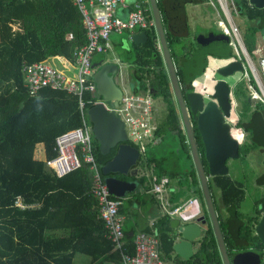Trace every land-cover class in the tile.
Masks as SVG:
<instances>
[{"label": "trees", "instance_id": "1", "mask_svg": "<svg viewBox=\"0 0 264 264\" xmlns=\"http://www.w3.org/2000/svg\"><path fill=\"white\" fill-rule=\"evenodd\" d=\"M156 1L173 62L186 55L189 59L194 58V53L200 50L196 43L188 54L179 55L178 47L189 35L185 5L203 0ZM240 1L235 5L237 14L245 21L244 45L248 54L254 55L258 40L264 37V9L257 10L246 0ZM147 6L152 21L149 2ZM145 31L146 42L130 43L128 50L131 60L126 63L134 69L130 90L138 94L150 89L165 106V115L154 132V138L159 141L147 145L146 161L149 168L153 166L158 178L167 177L170 182H177V192L185 187L189 195L201 199L191 164L181 173H167L162 169L169 136L177 142L184 160L190 161L154 25ZM208 32L223 35L211 29ZM85 43L81 16L72 0H0V264H74L76 255L88 257L91 264L97 260L100 264L119 262L118 254L105 238L103 225L97 218V201L89 193L91 173L88 165L82 163L79 169L58 178L45 164L56 155V137L81 127L77 97L51 89L30 96L21 73L23 63L41 62L52 56H60L72 63L74 50ZM206 43L211 44V41ZM208 48L203 49V65L207 52L216 58L231 55L227 44L219 40ZM262 53L264 56L263 49ZM176 71L179 83L186 82L185 72L178 67ZM252 83L254 85L253 79ZM233 94L241 106L236 127H242L248 133L247 142L239 148L237 160L241 161L240 171L245 181L235 180L227 174L208 178L207 186L221 229L226 231V239L230 246L240 249L244 242H259L253 226L264 213V197L254 199L255 216L247 217L241 211L250 189L246 187L251 177L247 156L254 151L264 156V105L250 101L243 82L234 88ZM96 98L94 94H84L86 103ZM39 144L44 160L35 156ZM92 146L101 172L115 149L102 155L94 137ZM202 164L207 176L203 157ZM129 180L138 187H144L146 183L143 177H130ZM256 184L264 186V172L256 178ZM135 191L124 199L119 208L120 215L125 214L132 199L140 196L138 188ZM214 195L218 196L220 205L215 202ZM176 198L175 194L173 201ZM18 202L23 208L17 205ZM169 219L162 217L153 227L159 233L165 255L171 252L172 244ZM123 232L126 252L132 253V237L125 228ZM143 232L150 233V229ZM198 242L189 264H222L210 223Z\"/></svg>", "mask_w": 264, "mask_h": 264}, {"label": "built area", "instance_id": "2", "mask_svg": "<svg viewBox=\"0 0 264 264\" xmlns=\"http://www.w3.org/2000/svg\"><path fill=\"white\" fill-rule=\"evenodd\" d=\"M213 5L212 0H208ZM224 17V21L217 23L221 33L227 38V45L233 51L236 59L246 62L252 74L244 70L243 82L250 101H258L264 105V90L255 69L247 61V50L239 29L229 20V10L236 9L231 0H215ZM148 0H135L129 8L126 0H72V4L80 13L82 26L86 36V43L73 52L74 62L71 75L60 71L53 64V60L60 56H52L47 60L33 63H23L24 87L30 96H37L44 89L65 91L78 100V111L81 118V127L66 131L55 139L56 155L46 160V167L58 178L79 169L82 163L88 165L91 173L90 195L97 201V218L103 225L105 238L109 241L113 251L119 257V264H174L171 260L162 257L160 251L159 233L154 230L151 233L138 232L133 235V252H126L123 217L119 214L122 198H116L109 194L102 174L93 154V134L88 122L87 109L89 105L99 102L96 95V85L93 80L92 58L97 53H107L111 49V33L132 32L146 30L153 25L149 18ZM126 10L124 14L118 11ZM71 37V36H70ZM264 39V37H263ZM263 49V48H262ZM261 49V50H262ZM61 59V58H60ZM264 73V60L260 62ZM254 81V85L252 83ZM216 80L213 79V82ZM229 91L233 101V111L240 119L241 106L232 96V88ZM91 93L97 96L94 101H84V94ZM205 94V93H203ZM108 111L118 115L123 123V129L128 143L135 147L140 154L138 167L145 165V153L149 143H155L153 132L155 126L152 123L153 100L148 94L126 95L123 92L119 103L113 105L104 104ZM143 158V160H142ZM146 170V169H145ZM140 177L148 179L149 189L159 206L162 216L177 218L180 222H188L204 214L199 199L191 197L183 201L179 206L173 207L169 196L173 191L170 188V180L166 177L157 178L149 172ZM21 208V203H17Z\"/></svg>", "mask_w": 264, "mask_h": 264}, {"label": "water", "instance_id": "3", "mask_svg": "<svg viewBox=\"0 0 264 264\" xmlns=\"http://www.w3.org/2000/svg\"><path fill=\"white\" fill-rule=\"evenodd\" d=\"M246 1L254 9H264V0ZM148 2L170 88L184 126L191 165L201 193L203 207L208 216L207 218L205 214H201L194 220L184 223L177 218L170 219L169 226L173 230L170 233L172 237L171 253L174 255L172 262L174 264H189L194 254L196 242L199 244L198 241L201 239L206 226L210 223L221 262L222 264H230L218 214L210 196L207 180L208 178L227 175L226 162L239 160L240 143L228 133L229 127L226 123H222V116L228 119L230 116L228 110L231 107L230 102H228L230 101V89L226 85L225 78L235 72L243 71V66L239 62L230 61L216 69L215 74L221 78L214 82L209 96L210 100L206 103H203V96L195 91L188 93L186 96L191 115L194 116L196 114V127L203 145L206 176L190 129L189 116L163 28L161 13L156 0H148ZM130 40L134 44H144L147 40L146 31L133 32ZM205 40H219L227 44V38L224 35H208ZM199 41H201L200 38ZM92 69L94 70L93 80L96 85V95L100 100L98 103L88 107V122L91 125L93 137L99 144L100 153L106 156L111 149H115L111 160L102 166L101 173L104 176L103 180L109 194L116 198H124L137 188V184L118 180L112 175L118 174L123 177L127 175L131 177L137 176V171L133 168L137 166L140 154L135 147L128 143L123 123L118 115L113 111H108L104 105H113L121 100L124 91L121 90L116 81L121 75L120 65L119 62H108L103 55L99 62L92 64ZM254 232L258 239L264 243V214L260 217L258 223L255 224ZM240 255L242 254L235 256L236 264L240 263L237 260V257L241 258L243 256Z\"/></svg>", "mask_w": 264, "mask_h": 264}, {"label": "rangeland", "instance_id": "4", "mask_svg": "<svg viewBox=\"0 0 264 264\" xmlns=\"http://www.w3.org/2000/svg\"><path fill=\"white\" fill-rule=\"evenodd\" d=\"M234 4L241 2L240 0H231ZM186 11L189 16V28L192 36L196 35L197 41H199V38L201 40V43L198 45L199 53L198 55L203 54V49L206 46L205 38L204 36H199L200 32H206L208 30H214L216 32H219V28L217 26V22L219 19L216 17L213 7L210 5L209 1L203 0L202 2H199L195 5H187ZM230 17L232 19V22L234 26L239 29L241 35H243V31L245 29V21L239 15H237L236 9H230L229 10ZM123 35L120 33H111L110 35V44H111V51L109 52L107 56L108 62H114L115 54H117L114 43L118 42ZM189 41H191L194 44V41L190 39H183V43L187 44ZM204 43V44H203ZM188 45V44H187ZM204 45V47L202 46ZM264 47V39L263 37L258 40V47L255 51L254 55L248 54L247 52V61L251 64V66L255 69L256 73L258 74V77L261 82V86L264 90V73H262V69L260 67V62L262 59H264L262 48ZM207 51V50H206ZM231 51V50H230ZM230 61H240L239 59H236L234 56V53L231 52V55L229 58H216V56L211 55V53L207 52L205 54V65H203V71L200 73V75L196 76L195 82L193 83V87L195 88L196 92L198 93H205L209 94L212 90V87L214 85L213 78L215 80H219L221 77L215 74L216 69L224 66ZM176 62V61H175ZM244 62V60H242ZM178 64V62H177ZM244 70L249 71L250 77L252 78V74L250 70L248 69V66L246 62L243 63ZM175 66L176 63H175ZM180 69V68H179ZM181 70V69H180ZM243 71L235 72L231 76H228L225 78L226 85L234 91V88L236 86H239L241 84V80L243 78ZM124 79V82L128 84V73L127 68L125 66L124 69L121 70V75L117 79V85L121 88V90H125V86L122 83V80ZM234 96V95H232ZM255 102V101H254ZM230 103H231V112L229 118L226 120L227 124L230 127V135L231 137L235 138L239 143L245 140L246 134L242 132L240 129H236L235 125L239 119H237L236 113L233 111V101L230 95ZM156 112L154 114L156 121L162 120V118L165 115V106L161 100V98H156ZM247 141V138H246ZM167 147L165 149V161L162 164V169L165 170L167 173H181L184 171V169L189 168L190 163L188 161L184 160L183 153L178 149V144L176 141L173 140L171 136L167 138ZM42 146L39 144L37 145V150L35 153V156L37 158H40V160H44V155L42 153ZM143 160V158H142ZM248 165L251 173V177L249 178V182H247L246 187L250 188L247 191L246 200L242 205L241 211L244 215L247 217H250L254 211V199L264 197V186H258L256 184V178L259 177L264 172V156L259 151L251 152L247 156ZM226 167L228 169V176L235 179L245 181L244 175L242 174V167H241V161H233V162H227ZM139 170L141 171V174L144 175L146 173V170L142 168L141 165H139ZM153 167H150L148 169L150 174H154ZM241 170V171H240ZM156 174V173H155ZM170 186L174 188V186H177V182L171 181ZM142 198H145L146 196L144 194L141 195ZM176 197L179 198L178 202H175L173 207L179 206L183 201H185L188 198L193 197L192 195H189L187 193L185 187L181 188L177 193ZM198 198V197H197ZM199 199V198H198ZM214 200L217 203V205H220L218 196L214 195ZM200 206L202 209V212H204L203 202L201 199H199ZM222 210V209H221ZM222 212V211H221ZM126 221L125 226L128 227V225L131 224V219L125 215ZM194 220V219H192ZM190 220V221H192ZM197 244V242H196ZM197 246V245H196ZM81 260V262H84L86 264L87 257L82 255H76L75 260ZM232 264H236L235 257L232 260Z\"/></svg>", "mask_w": 264, "mask_h": 264}, {"label": "crops", "instance_id": "5", "mask_svg": "<svg viewBox=\"0 0 264 264\" xmlns=\"http://www.w3.org/2000/svg\"><path fill=\"white\" fill-rule=\"evenodd\" d=\"M135 0H126V4H127V6L130 8L131 7V5L133 4V2H134ZM208 1V0H207ZM213 1V5H211L212 7H213V10H214V13H215V15H216V17L219 19V21L221 20V21H224V17H223V15H222V13H221V11H220V9H219V6L217 5V3L215 2V0H212ZM187 5H195V4H187ZM187 5H185V11H186V6ZM125 11L126 10H121V11H118L120 14H124L125 13ZM237 11V10H236ZM230 14V13H229ZM186 15H187V25H188V22H189V16H188V14H187V11H186ZM237 15H239V14H237ZM231 15H229L228 16V18H229V20L232 22V19H231V17H230ZM218 21V22H219ZM217 22V23H218ZM233 23V22H232ZM218 26V25H217ZM219 28V27H218ZM188 30H189V35L187 36V37H185V38H183V39H190V40H192V41H194V43H196V47L198 48V45L201 43V41H197V39H196V35H194V36H192L191 38H189V36L191 35V32H190V28H189V25H188ZM220 30V29H219ZM135 31H139V30H135ZM135 31H132V32H127V31H124V32H122V33H120L121 35H123L122 36V38L118 41V42H116V43H114V46H115V49H116V52H117V54H115L114 56H115V58H114V62L113 63H118L119 62V65H120V72H121V70L122 69H124L125 68V66H126V68H127V73H128V84H126L125 82H124V79L122 80V83H123V85L125 86V90H123L124 91V93L126 94V95H141V96H146L147 94L149 95V96H151V98H152V100H153V110H152V123H153V125L155 126V130H156V128H157V124H158V121H156V119H155V116H154V114H155V112H156V110H157V108H156V98L153 96L154 95V93L150 90V89H148V91L147 92H140V93H138V94H133L132 92H131V90H130V88H131V75L133 74V68L131 67V66H129L127 63H126V61L127 60H131V54L130 53H128V50H129V48H130V43H133V42H131V40H130V36H131V34L133 33V32H135ZM219 32H221V31H219ZM208 35H212V36H216L215 34L213 35V33L212 32H208V31H206V32H200V34H199V36L201 37V36H204V37H206L207 38V36ZM241 37H242V40H243V42H244V38H243V35H241ZM216 40H214V41H211V44H208V43H206V46H205V48L207 47V46H209V48H208V50L209 49H211L210 47L214 44V42H215ZM188 44V45H187ZM187 44H185V43H183V40H182V46L181 47H178V53H179V55H181V53L183 54H188V51H190L191 49H192V46H193V43L191 42V41H189ZM198 44V45H197ZM204 44V43H203ZM203 47H204V45H202ZM111 49H112V47H111ZM111 49L107 52V53H104V54H95L94 56H93V58H92V64H94V63H97V62H99L100 60H101V58H102V56L104 55L105 56V59L107 60V56H108V54H109V52L111 51ZM230 49V48H229ZM231 50V49H230ZM190 52H192V51H190ZM231 52L233 53V51L231 50ZM198 53H199V51L197 50L195 53H194V58H193V56H192V58H191V65H192V68L194 69V70H196V69H198L199 71H202V65H203V56L202 55H198ZM186 59L185 58H179V61H178V64H177V62H176V65L177 66H175L176 68L178 67V68H180L182 71H184V68H185V66L183 67V63H184V61H185ZM262 60H264V59H262ZM108 61V60H107ZM123 61H125V62H123ZM53 62V64L55 65V67L56 68H58L60 71H63L65 74H67V75H71V73H72V67H71V64H69V62H67V61H65V60H63L62 58L60 59V58H56L55 60H53L52 61ZM110 63H112V62H110ZM244 63V62H243ZM175 64V63H174ZM192 72H194V71H192ZM249 72V71H248ZM195 75H197V74H194V76ZM249 75H250V73H249ZM194 76H189V75H187L186 73H185V79L186 80H189L190 78L192 79V77H194ZM117 81V80H116ZM232 95H234L233 94V90H232ZM159 98V97H158ZM155 130H154V132H155ZM154 132H153V136H154ZM155 139V143H150V144H152V145H155V144H157L158 143V138H154ZM42 151V150H41ZM42 153H43V151H42ZM145 165H143V163L142 164H140L141 166H142V168H144V169H146V173L147 172H149L148 171V169H150L149 167H148V164H147V161H146V153H145ZM153 167V166H152ZM138 169L139 168H137V171H138ZM152 169H154V168H152ZM145 173V174H146ZM151 175H154V176H156L155 174H151ZM157 177V176H156ZM132 178H137V179H140V178H142V177H140L138 174H137V176H135V177H132ZM143 178H145L146 179V183L144 184V187H138V184L137 183H135V184H137V188H138V191H139V194H140V196L139 197H135V199H132V201H131V205H129V206H127V211L125 212V214H123V215H121L122 217H123V229L125 228V231H127L128 232V236H131L132 238H133V235L135 234V233H138V232H143L146 228H148V229H150V233L151 232H153L154 230H156V229H154L153 227H154V224L160 219V218H162V217H165V216H162V214H161V212H160V209H159V206H158V203H157V201H156V199H155V197L152 195V194H150V193H147V191L148 190H144V188H147L148 187V189H149V186H148V184H149V182H148V179L146 178V177H143ZM158 178V177H157ZM167 178V177H166ZM129 182H133V181H129ZM171 183V182H170ZM137 188H135V190H137ZM170 188L173 190L171 193H170V196H169V199H170V201L173 203V204H175V202H178V200H179V198H176V200H174L173 201V196L176 194V192H177V188H176V186H174V188L173 187H171L170 186ZM133 191V192H137V191ZM132 192V193H133ZM131 194V193H130ZM142 194H144L146 197L145 198H142L141 197V195ZM129 195V194H128ZM128 195H126L124 198H122L123 200L122 201H124V199H126V198H128L127 196ZM123 203V202H122ZM222 211V210H221ZM125 215H127V217H129L130 219H131V224L130 225H128V227L127 226H125V221H126V218H125ZM173 218V217H172ZM171 217H170V219H172ZM170 219H169V221H170ZM129 229H132V232H130L129 231ZM157 231V230H156ZM173 231V230H172ZM158 232V231H157ZM146 233V232H145ZM169 234V233H168ZM170 235V234H169ZM159 239H160V237H159ZM197 245V246H196ZM198 248V244H195V246H194V252L196 251V249ZM160 251H161V254H162V257L164 258V259H166V260H171V262H172V257L174 256L173 255V253H169V255H165V254H163V251H162V248H161V239H160ZM75 259V258H74ZM74 264H85L84 262H81V260H75V262H74ZM86 264H91L90 262H89V258L87 257V262H86ZM94 264H100V260H97V262H95ZM116 264H119V262L118 263H116Z\"/></svg>", "mask_w": 264, "mask_h": 264}, {"label": "flooded vegetation", "instance_id": "6", "mask_svg": "<svg viewBox=\"0 0 264 264\" xmlns=\"http://www.w3.org/2000/svg\"><path fill=\"white\" fill-rule=\"evenodd\" d=\"M215 35H217V33H215ZM219 52L224 53L225 50L220 49ZM185 59L186 60L183 63V67L185 66L184 72L187 75H189V76H194V74H197L194 77H192V79L190 78L189 80H186V82L180 83V85H181L183 100H184V103H185V106H186V109H187V113H188V116H189L190 129H191V132H192V136H193V139H194L196 150H197V152L199 154L200 162L202 164L203 145H202V142H201V139L199 137V133H198L197 127H196V114L194 116L191 115V112H190V109H189V106H188V103H187L186 96L190 92H193V91L196 92L195 88L193 87V83L195 82L196 76L200 75V73L203 71V68H202V71H199L198 69L194 70L192 68V65H191V61H190L191 59H189L187 55L185 56ZM237 62L241 63L242 66L244 67L242 61H237ZM192 71H194V72H192ZM196 93H198V92H196ZM200 94L203 96L202 97L203 103H206L207 101L210 100V97H209L210 93L209 94L200 93ZM174 102H175V100H174ZM228 102H230V101H228ZM175 105H176V108H177V111H178L179 120H180V124H181V129H182V131H183V133L185 135V145L187 146L188 154H189V147H188V143H187V140H186V134H185L184 126H183L182 119H181V116H180V112H179V109H178V106H177L176 102H175ZM230 105H231V103H230ZM230 112H231V107L228 110L229 115H230ZM226 120L227 119H225L222 116V123H226L227 124ZM228 127H229V125H228ZM235 128L236 129H240L242 132H244L246 134L245 140L243 141V139H244L243 138L242 141L240 142V146H241L245 142H247L246 138L248 140V136H247L248 133L242 127L237 128L236 125H235ZM228 133H230V127H229V130H228ZM240 146H239V148H240ZM189 161H190V156H189ZM227 162H229V161H227ZM227 162H226V164H227ZM230 162H233V161H230ZM190 164H191V161H190ZM202 166H203V164H202ZM137 168H138V164L133 169L135 171H137ZM112 176H114L116 179L122 180V181H130L129 178L131 177L129 175H127L126 177H123V176L118 175V174H115V175H112ZM217 214H218V212H217ZM252 216H255V211H253V213H252V215L250 217H252ZM254 226H255V224H254ZM254 226H253V230H254ZM222 233H223V238H224L225 246H226V249H227L228 257H229V260H230V264H232L233 258L236 255H239V254L243 255V256L240 255V256H242L241 258L237 257V260H239V262H240L239 264H264V243H262L260 240H259V242H256V241H253L251 243L244 242L243 246L240 249H235L234 247L230 246L231 244L226 239V236H227L226 231L224 232L222 230Z\"/></svg>", "mask_w": 264, "mask_h": 264}]
</instances>
